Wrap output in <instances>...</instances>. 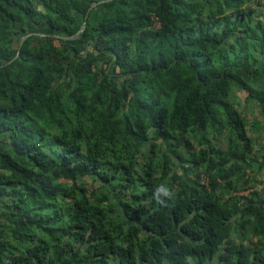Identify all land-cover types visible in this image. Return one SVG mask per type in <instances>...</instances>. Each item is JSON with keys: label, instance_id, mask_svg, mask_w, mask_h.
<instances>
[{"label": "trees", "instance_id": "trees-1", "mask_svg": "<svg viewBox=\"0 0 264 264\" xmlns=\"http://www.w3.org/2000/svg\"><path fill=\"white\" fill-rule=\"evenodd\" d=\"M94 1L0 0V264H264V0Z\"/></svg>", "mask_w": 264, "mask_h": 264}, {"label": "rangeland", "instance_id": "rangeland-1", "mask_svg": "<svg viewBox=\"0 0 264 264\" xmlns=\"http://www.w3.org/2000/svg\"><path fill=\"white\" fill-rule=\"evenodd\" d=\"M246 92L238 91L234 96L231 97L236 108L242 110L246 119V130L247 134L253 139V146L257 151L264 152V108L254 103L253 101L246 99ZM213 143L217 147L226 148L227 139L225 133L220 135L217 140ZM205 180V178H203ZM251 183H254V189H261L264 187V170H260L258 165H254V170L251 173ZM92 182L90 181L89 184ZM247 190H241L238 193L246 194ZM1 212V210H0Z\"/></svg>", "mask_w": 264, "mask_h": 264}, {"label": "water", "instance_id": "water-1", "mask_svg": "<svg viewBox=\"0 0 264 264\" xmlns=\"http://www.w3.org/2000/svg\"><path fill=\"white\" fill-rule=\"evenodd\" d=\"M107 0H97V1H94L91 3V5L89 6V9H88V12L94 8L95 6H97L99 3H102V2H105ZM85 24H86V21H84L83 25L78 29V31L73 34V35H64V34H54L56 37L58 38H62V39H75L79 36V34L84 30V27H85ZM32 33H37V32H29V33H26L25 35L22 36L20 42H19V48H18V51L16 53V55L14 56L13 59L17 58L19 53H20V48L24 42V40L26 39L27 36L31 35ZM37 34H40V35H43L44 33H37Z\"/></svg>", "mask_w": 264, "mask_h": 264}]
</instances>
